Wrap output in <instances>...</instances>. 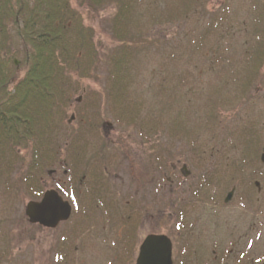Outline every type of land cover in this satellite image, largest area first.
<instances>
[{"label":"rangeland","instance_id":"374dc122","mask_svg":"<svg viewBox=\"0 0 264 264\" xmlns=\"http://www.w3.org/2000/svg\"><path fill=\"white\" fill-rule=\"evenodd\" d=\"M125 1L120 25L116 0H69L71 22L92 31L78 54L90 69L83 77L71 70L60 118L36 121L28 141L0 143V264H133L124 235L84 222L98 187L122 223L140 212L139 243L154 233L172 240L174 264H264V58L254 76L258 60H243L251 42L264 50V0ZM22 21L0 31L13 85L26 70ZM115 26L137 44L123 47ZM43 143L58 154L39 169ZM147 163L151 179L134 184V170ZM48 190L72 206L55 230L24 217L27 202Z\"/></svg>","mask_w":264,"mask_h":264},{"label":"trees","instance_id":"16d2710c","mask_svg":"<svg viewBox=\"0 0 264 264\" xmlns=\"http://www.w3.org/2000/svg\"><path fill=\"white\" fill-rule=\"evenodd\" d=\"M84 1H89L90 5L95 6L104 0ZM116 2H119L120 15H117L114 21L120 24V21H126L124 13L128 4L125 0ZM31 3L33 5H29L28 0L1 2L0 31L4 30L5 22L18 23L19 18H23L22 24L17 26L16 33L23 44L25 54L23 62L26 65L24 78L13 85L8 68L13 55L7 51L8 48L0 45L1 144L9 141V144L17 145L28 141L35 135L36 121L40 120L45 126L46 121L52 117L60 118L67 101V90L63 85L69 84L73 89V82L69 79L71 70L82 76L90 69V65H87L90 61L83 64L78 54L84 50L85 45L86 48L90 45L88 39L91 38L92 31L71 22L75 11L70 9L69 0H33ZM69 23L71 27H68ZM115 35L123 47L127 44H137L127 37L120 27L117 29L115 26ZM257 35L253 33L252 38ZM247 47L250 49L247 58L243 59L244 62L255 58L261 62L264 50L257 52L261 48L260 44L254 41ZM260 62L253 70V76L256 71L258 72ZM117 64L114 63V67ZM251 76L249 73V80ZM135 113L131 111L132 116ZM43 146L42 155L36 156L34 161L35 167L39 169H42L49 159L57 156V151L53 150L52 145L43 143ZM244 147L246 150L250 148L249 144H245ZM30 180L29 175L26 182L29 184ZM36 189L38 191V188Z\"/></svg>","mask_w":264,"mask_h":264},{"label":"water","instance_id":"95a60500","mask_svg":"<svg viewBox=\"0 0 264 264\" xmlns=\"http://www.w3.org/2000/svg\"><path fill=\"white\" fill-rule=\"evenodd\" d=\"M233 192L234 189L227 194L224 203L231 200ZM70 213L69 204L54 191L45 192L39 202H29L25 207L28 222L47 229H54L59 223L67 221ZM171 251L172 246L168 238L150 235L140 246L136 264H172Z\"/></svg>","mask_w":264,"mask_h":264},{"label":"flooded vegetation","instance_id":"af4514ba","mask_svg":"<svg viewBox=\"0 0 264 264\" xmlns=\"http://www.w3.org/2000/svg\"><path fill=\"white\" fill-rule=\"evenodd\" d=\"M140 188V187H139ZM142 190V189H140ZM126 203L125 205H127ZM90 206H94L95 209L92 211H95V213L91 214L93 219H91L90 215V222L92 220H95V217L97 216L98 211L103 210L104 204L103 203H94L90 204ZM115 204H110L111 209L109 210V216L111 217L110 219H107L104 221V224L100 223L99 227H105L104 229L101 230V232L108 234L109 236L112 233H117L115 237H121L124 235V243L126 244L127 248L125 250H122V252L125 255H132L136 253L138 249V239H139V229L140 226L138 224V212L134 213L131 212V215L129 213L126 214V220L125 223H122L121 215H120V210L119 212H113ZM129 214V215H128ZM119 215V220L115 223L116 217ZM132 218V220H131ZM104 225V226H103ZM93 226V225H92ZM117 231V232H116ZM114 254V252H112ZM245 263L244 261H242ZM255 264H258V262H254Z\"/></svg>","mask_w":264,"mask_h":264}]
</instances>
